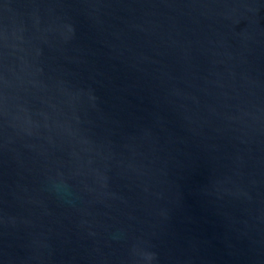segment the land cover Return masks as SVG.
<instances>
[{
  "label": "water",
  "instance_id": "1",
  "mask_svg": "<svg viewBox=\"0 0 264 264\" xmlns=\"http://www.w3.org/2000/svg\"><path fill=\"white\" fill-rule=\"evenodd\" d=\"M0 264H264V0H0Z\"/></svg>",
  "mask_w": 264,
  "mask_h": 264
}]
</instances>
